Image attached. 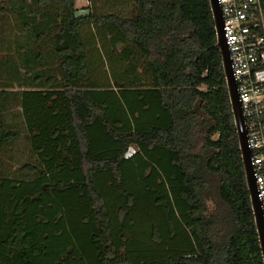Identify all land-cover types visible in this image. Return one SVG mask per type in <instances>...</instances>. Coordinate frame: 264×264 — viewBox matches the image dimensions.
Returning a JSON list of instances; mask_svg holds the SVG:
<instances>
[{"label":"trees","instance_id":"16d2710c","mask_svg":"<svg viewBox=\"0 0 264 264\" xmlns=\"http://www.w3.org/2000/svg\"><path fill=\"white\" fill-rule=\"evenodd\" d=\"M86 9L0 0V264H264L210 0Z\"/></svg>","mask_w":264,"mask_h":264},{"label":"built area","instance_id":"2783aa9c","mask_svg":"<svg viewBox=\"0 0 264 264\" xmlns=\"http://www.w3.org/2000/svg\"><path fill=\"white\" fill-rule=\"evenodd\" d=\"M217 1L264 217V0Z\"/></svg>","mask_w":264,"mask_h":264},{"label":"water","instance_id":"95a60500","mask_svg":"<svg viewBox=\"0 0 264 264\" xmlns=\"http://www.w3.org/2000/svg\"><path fill=\"white\" fill-rule=\"evenodd\" d=\"M210 3H211L213 15H214L215 24H216L218 45L222 52L223 65L225 69L227 85H228L229 95L231 99L232 110L234 114V121H235V125L237 128L238 136H239V142H240L242 158H243V162L245 166L247 184H248V188L251 194V201H252L253 211L255 214L256 226H257V230L259 233L260 244H261V248H262V252L264 256L263 210L257 198V184H256V179L253 173V167H252V162H251V151L248 147L246 124H245V119L242 114L241 102L239 100L236 80L233 75L230 52H229V48H228V45L225 39V33L223 29L224 22H223V17H222V11H221V7L217 0H210Z\"/></svg>","mask_w":264,"mask_h":264},{"label":"rangeland","instance_id":"374dc122","mask_svg":"<svg viewBox=\"0 0 264 264\" xmlns=\"http://www.w3.org/2000/svg\"><path fill=\"white\" fill-rule=\"evenodd\" d=\"M76 2H77L76 3L77 7H79L78 13L83 14L84 12H86V9H84L83 7H85L86 5H89V0H76ZM17 142L18 143L16 145V150L22 151L23 153L26 152V149H25L26 148L25 146H27L26 141L23 139L22 141L18 140Z\"/></svg>","mask_w":264,"mask_h":264},{"label":"crops","instance_id":"0c3cea01","mask_svg":"<svg viewBox=\"0 0 264 264\" xmlns=\"http://www.w3.org/2000/svg\"><path fill=\"white\" fill-rule=\"evenodd\" d=\"M77 3V2H76ZM88 5H86L85 7H83L84 9H86V7H87ZM78 8V10H79V7H77ZM85 13H87V9H86V12H84L83 14H85Z\"/></svg>","mask_w":264,"mask_h":264}]
</instances>
